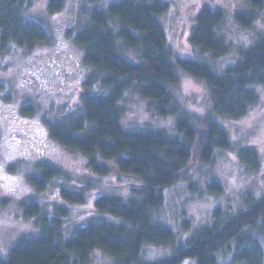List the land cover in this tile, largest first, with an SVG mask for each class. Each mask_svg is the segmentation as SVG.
<instances>
[{
    "label": "trees",
    "instance_id": "trees-1",
    "mask_svg": "<svg viewBox=\"0 0 264 264\" xmlns=\"http://www.w3.org/2000/svg\"><path fill=\"white\" fill-rule=\"evenodd\" d=\"M260 11L264 0H247ZM30 0H0V49L10 44L33 48L50 42L49 32L40 24L24 19ZM64 0H48L47 12H59ZM168 4L160 0H123L104 10L94 9L89 25L74 36L84 51V62L97 72V83L107 94H86L82 112L65 121L49 125L51 138L60 145L82 154L87 167L97 177L109 174L113 164L119 175L135 180L131 196L124 200L103 195L94 200L100 217L91 220L71 237L63 232L68 210L58 208L56 216L42 215L36 204L25 205V214L37 217L41 234L22 238L0 256V264H89L95 251H102L116 264H263L258 237H264V196L250 203L235 218L200 230L187 244L178 246L173 255L156 262H144V246L173 244L174 233L154 223L152 214L159 209L165 192L182 179L192 162L197 144L199 160L209 163L217 150H229L230 140L218 119L238 120L259 102L255 87L264 88V33L239 53L235 66L216 73L209 63L178 59L168 45L160 17ZM253 15L236 14L235 21L250 28ZM226 14L204 7L194 20L191 46L203 57L222 59L231 47L220 36ZM178 71L206 83L210 110L196 116L177 103L171 88L178 87ZM130 90L148 101L150 109L163 119H174V133L162 130H126L122 124L121 102ZM241 159L256 166L253 150L245 149ZM60 170L42 164L29 184L43 192ZM184 177L183 179H185ZM86 189V188H85ZM85 191V190H84ZM84 191L62 188L60 197L68 204L83 205ZM220 193L218 185L210 187ZM234 244V251L232 252Z\"/></svg>",
    "mask_w": 264,
    "mask_h": 264
},
{
    "label": "rangeland",
    "instance_id": "rangeland-1",
    "mask_svg": "<svg viewBox=\"0 0 264 264\" xmlns=\"http://www.w3.org/2000/svg\"><path fill=\"white\" fill-rule=\"evenodd\" d=\"M123 0H64L56 13L47 12L48 0H30L24 19L43 26L50 42L27 48L10 44L0 49V256L22 238L41 234L37 217L25 214L29 204L39 206L42 215L53 218L58 208L68 210L63 219V232L71 237L91 220L100 217L94 200L103 195H116L124 200L131 196L134 179L119 175L113 164L109 174L93 175L87 159L54 141L49 125L81 114L86 94H107L95 78L98 72L84 62V51L76 45L74 36L89 25L94 9L104 10ZM154 1V0H153ZM168 4L160 22L167 42L178 59L209 63L216 73H223L238 61L242 49L251 46L264 33V6L254 11L247 0H160ZM211 7L225 12L226 21L220 36L230 44L231 53L213 60L203 57L190 44L194 20L200 10ZM253 15L250 28L235 21L236 14ZM180 83L171 88L174 99L188 112L202 116L210 110L206 83L183 71H178ZM259 102L238 119H218L230 140L229 150H217L209 163L197 154L204 131L196 143L192 162L181 181L166 190L163 205L153 212L154 223L166 226L175 235L173 244L146 245L141 254L144 262H156L171 257L175 249L187 244L200 230L227 222L245 211L250 203L264 196V88L255 87ZM122 124L126 130H162L174 133V119H163L150 109L148 101L135 90L124 95ZM251 149L256 155L253 167L241 159V153ZM42 164L61 171L47 189L38 192L29 178L39 174ZM186 177L185 179H183ZM218 185L220 193L210 187ZM62 188L84 191L85 203L71 205L60 197ZM86 188V189H85ZM263 250L264 237H258ZM234 251V244L232 252ZM89 264H116L102 251H95ZM182 264H195L186 260ZM218 264H231L221 259Z\"/></svg>",
    "mask_w": 264,
    "mask_h": 264
}]
</instances>
